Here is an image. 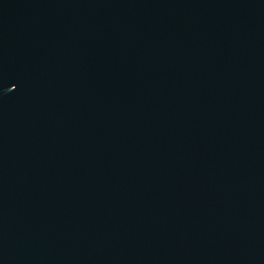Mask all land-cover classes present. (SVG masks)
Returning a JSON list of instances; mask_svg holds the SVG:
<instances>
[{"label": "water", "instance_id": "water-1", "mask_svg": "<svg viewBox=\"0 0 264 264\" xmlns=\"http://www.w3.org/2000/svg\"><path fill=\"white\" fill-rule=\"evenodd\" d=\"M0 264H264V0H0Z\"/></svg>", "mask_w": 264, "mask_h": 264}]
</instances>
